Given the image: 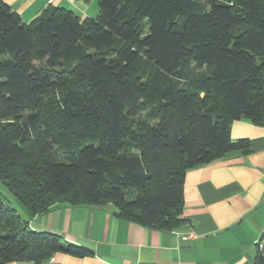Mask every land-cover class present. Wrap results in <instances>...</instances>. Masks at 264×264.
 Masks as SVG:
<instances>
[{
    "label": "trees",
    "instance_id": "1",
    "mask_svg": "<svg viewBox=\"0 0 264 264\" xmlns=\"http://www.w3.org/2000/svg\"><path fill=\"white\" fill-rule=\"evenodd\" d=\"M24 23L0 0V264L92 256L28 229L56 206L115 207L160 232L182 218L188 170L233 152L234 121H264V0H96ZM252 264H264V229Z\"/></svg>",
    "mask_w": 264,
    "mask_h": 264
},
{
    "label": "crops",
    "instance_id": "2",
    "mask_svg": "<svg viewBox=\"0 0 264 264\" xmlns=\"http://www.w3.org/2000/svg\"><path fill=\"white\" fill-rule=\"evenodd\" d=\"M1 1L24 23L47 7L64 8L80 19L98 12L96 0ZM230 137L247 140L248 152L186 172L183 226L171 232L145 228L117 218L110 203L56 206L29 220L28 229L57 234L90 249L92 256L58 253L43 264H252L264 229V121H234Z\"/></svg>",
    "mask_w": 264,
    "mask_h": 264
},
{
    "label": "rangeland",
    "instance_id": "3",
    "mask_svg": "<svg viewBox=\"0 0 264 264\" xmlns=\"http://www.w3.org/2000/svg\"><path fill=\"white\" fill-rule=\"evenodd\" d=\"M0 198L6 205L11 206L17 210V213L19 214L21 220L27 219V215L24 209L20 207L16 201L13 200V198L9 195V193L7 192L5 187L1 185V183H0Z\"/></svg>",
    "mask_w": 264,
    "mask_h": 264
},
{
    "label": "built area",
    "instance_id": "4",
    "mask_svg": "<svg viewBox=\"0 0 264 264\" xmlns=\"http://www.w3.org/2000/svg\"><path fill=\"white\" fill-rule=\"evenodd\" d=\"M188 236H191V234H189Z\"/></svg>",
    "mask_w": 264,
    "mask_h": 264
}]
</instances>
